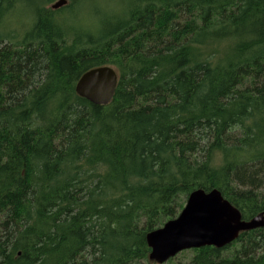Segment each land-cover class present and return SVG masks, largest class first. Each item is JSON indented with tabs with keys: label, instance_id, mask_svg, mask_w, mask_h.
<instances>
[{
	"label": "trees",
	"instance_id": "16d2710c",
	"mask_svg": "<svg viewBox=\"0 0 264 264\" xmlns=\"http://www.w3.org/2000/svg\"><path fill=\"white\" fill-rule=\"evenodd\" d=\"M53 1L0 0V264H157L147 233L197 188L264 211V0H116L84 25L89 0ZM103 65L95 105L75 86ZM192 250L264 264V227Z\"/></svg>",
	"mask_w": 264,
	"mask_h": 264
},
{
	"label": "water",
	"instance_id": "95a60500",
	"mask_svg": "<svg viewBox=\"0 0 264 264\" xmlns=\"http://www.w3.org/2000/svg\"><path fill=\"white\" fill-rule=\"evenodd\" d=\"M69 0H57L56 10ZM119 74L115 67L103 65L84 72L76 83V93L95 105L109 104L116 92ZM264 227V211L249 219L215 188L194 189L175 218L146 235L151 261L163 264L180 252L205 246L223 248L232 244L245 231Z\"/></svg>",
	"mask_w": 264,
	"mask_h": 264
},
{
	"label": "rangeland",
	"instance_id": "374dc122",
	"mask_svg": "<svg viewBox=\"0 0 264 264\" xmlns=\"http://www.w3.org/2000/svg\"><path fill=\"white\" fill-rule=\"evenodd\" d=\"M56 1L57 0H54L51 4H49V7H51V5L54 2H56ZM122 1L124 3H126L125 0H122ZM71 2L72 1H69L68 4H66V5H69ZM99 3H100V5L98 6L97 13L103 14L104 16H105L104 13H106V12H108V14H110L112 12H121L122 11V6L121 5L123 3L121 1H119L117 3L116 0H89L87 2V7H85V8H77V10L75 11V13H76V17L75 18L78 21L82 22L83 23L82 25L92 23V20H91V16H92L91 15L92 14L91 13V9L94 6H97ZM65 6H63L61 8H64ZM99 9H101L102 11L99 10ZM193 254H194V251L192 249L184 250V251L180 252L176 257H174L172 262L169 260V261H167V262H165L163 264H175V263L178 264L179 262H185V261H188L193 256Z\"/></svg>",
	"mask_w": 264,
	"mask_h": 264
}]
</instances>
